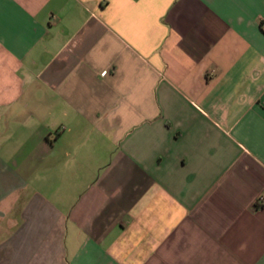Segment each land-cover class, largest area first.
<instances>
[{"label": "crops", "instance_id": "obj_1", "mask_svg": "<svg viewBox=\"0 0 264 264\" xmlns=\"http://www.w3.org/2000/svg\"><path fill=\"white\" fill-rule=\"evenodd\" d=\"M264 0H0V264H264Z\"/></svg>", "mask_w": 264, "mask_h": 264}, {"label": "built area", "instance_id": "obj_2", "mask_svg": "<svg viewBox=\"0 0 264 264\" xmlns=\"http://www.w3.org/2000/svg\"><path fill=\"white\" fill-rule=\"evenodd\" d=\"M256 207L257 208H262L264 207V198H259L256 202Z\"/></svg>", "mask_w": 264, "mask_h": 264}]
</instances>
